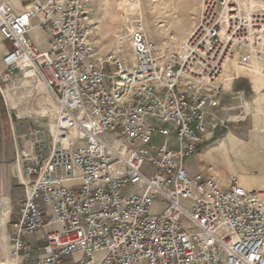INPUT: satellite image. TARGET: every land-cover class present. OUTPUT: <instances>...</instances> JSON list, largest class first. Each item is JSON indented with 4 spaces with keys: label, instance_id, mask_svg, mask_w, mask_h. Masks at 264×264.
<instances>
[{
    "label": "built area",
    "instance_id": "1",
    "mask_svg": "<svg viewBox=\"0 0 264 264\" xmlns=\"http://www.w3.org/2000/svg\"><path fill=\"white\" fill-rule=\"evenodd\" d=\"M91 2L0 0V40L11 44L0 94L23 191L0 264H264V191L187 164L226 126L208 113L228 110L226 61L236 53L264 74V4L199 0L174 50L124 13L100 57L83 28Z\"/></svg>",
    "mask_w": 264,
    "mask_h": 264
},
{
    "label": "rangeland",
    "instance_id": "2",
    "mask_svg": "<svg viewBox=\"0 0 264 264\" xmlns=\"http://www.w3.org/2000/svg\"><path fill=\"white\" fill-rule=\"evenodd\" d=\"M133 1L135 0H92L87 9L83 28L87 39L96 47L100 57L115 48L117 37L125 30L122 17L124 13L129 14L130 19L142 17L147 26L149 37L165 50L176 49L191 34L199 18V0H157L155 4L151 3L152 0H141L142 10L133 7L131 3ZM241 2L244 6L256 5L258 7L264 4V0H241ZM41 40L45 43L44 37ZM0 42L2 41L0 40ZM5 45L7 48L10 46L8 42H5ZM122 56L129 66L133 64L129 44L124 48ZM232 59H237L236 53L232 56ZM0 67L1 73L3 70L1 62ZM256 72L262 73L260 70ZM261 75L264 76L263 73ZM242 83L241 81L240 84ZM245 90L247 94L254 96L249 86H246ZM253 101V98L251 100L247 99V102L251 104L249 110L242 108L237 109L235 113L230 112L233 118L225 122L226 126L217 127L213 139L202 145V148H204L209 144L226 141L230 132L237 133L240 137H244L245 134L248 135L245 144L239 145L238 140L233 148L231 146L227 148L229 157L225 158L219 151L214 152L215 159H211V165L215 166L223 179H227L230 175L239 177L236 171L229 169L232 164L240 168V174L245 176L251 177V171L258 174L256 177H251L253 179L263 176L259 167L252 165L250 159L252 157L264 159V91L262 94L255 92V102ZM208 112L213 113L215 111L208 110ZM34 120L35 118L31 119V121ZM253 134L254 141L253 136H251ZM13 158L14 143L9 116L0 94V185L1 196H5L6 219H8L9 208L7 196L10 197V204L15 212L19 210L17 200L23 196L22 188L18 187L17 180L14 177ZM225 159H228L226 164L224 163ZM11 188L14 189L10 192ZM160 208L161 206H157L155 210H160ZM4 232L6 233V230Z\"/></svg>",
    "mask_w": 264,
    "mask_h": 264
},
{
    "label": "crops",
    "instance_id": "3",
    "mask_svg": "<svg viewBox=\"0 0 264 264\" xmlns=\"http://www.w3.org/2000/svg\"><path fill=\"white\" fill-rule=\"evenodd\" d=\"M34 37L39 40V43L43 48L46 47V44L43 43L41 40L43 39V35L41 32H35ZM5 42L3 41L0 42L1 44L0 62H1L2 57L7 52V50L11 48V44L8 42L10 46L7 48L5 45ZM256 71L257 70L255 69H248V68L239 66L237 63V59H230L227 62L225 71H224V78L222 81L223 86H224V94L222 96L221 102H222V105L228 108V110L222 111L220 109H215L214 110L215 112L213 113L217 116V119L226 122L233 118V116L230 115V112L235 113L237 112V109H242V108L246 110L250 109L251 104L250 102H247V99L251 100L253 98L254 100L253 102H255V92L262 94V92L264 91V81H256L253 77V74H259ZM241 81L243 82L242 84H240ZM246 86H249L251 90L253 91L254 93L253 97H252V94L246 93V90H245ZM208 123H209L210 130L211 129L213 130V123H214L213 118H209ZM219 127H223V126H219ZM214 133H215V130H214ZM251 136H253L252 139L254 141L255 139L254 134ZM247 138H248V135L246 134L244 135V137H240L237 133L235 134L234 132H230V134L227 136L226 141H220L215 144H209L206 147L202 148V145L204 144L203 143L200 146L199 151L192 158L188 160L189 163L187 164L190 169V172L192 174L199 173L205 168L206 165L211 164V159L212 160L215 159L214 152L216 151L221 152L225 158L229 157L227 148L229 146L233 148V145L235 146L236 141L238 140H239V145H243L245 144V140ZM227 160L228 159H225V162H224L225 164L227 163ZM250 161H252V165H256L257 167H259L261 174H263L261 178L253 179L251 178L253 177V175L249 177V176L240 174V168L236 167L234 164H232L233 168L232 167L230 168L228 167V168L238 173L239 178L241 179L245 187H247L248 189L264 191V159L262 160V158H259V157H252ZM251 173L255 174L256 172L251 171ZM257 175L258 174L256 173L254 176L256 177Z\"/></svg>",
    "mask_w": 264,
    "mask_h": 264
},
{
    "label": "bare ground",
    "instance_id": "4",
    "mask_svg": "<svg viewBox=\"0 0 264 264\" xmlns=\"http://www.w3.org/2000/svg\"><path fill=\"white\" fill-rule=\"evenodd\" d=\"M131 3L133 5V7H138V9L142 10L141 0H135ZM151 3L152 4L157 3V0H152ZM246 6L248 8H252V7H255L256 5L255 6L250 5V7H249V5H246ZM229 60L230 59H228L224 65V71H225L226 64ZM253 77L256 81H264V76H262V75L253 74ZM223 78H224V75L221 77V81H223ZM252 175L254 176L255 174H252ZM4 197L5 196H1V217H0V257H1V262L8 261V246H9V244H8V233H7V227L6 226H7V222L9 220V215H10V211H11V204H10L11 199L9 196H7V200L9 202V208H8V219H6V214H5V209H4ZM5 220H6V222H5ZM4 230H6V233L4 232Z\"/></svg>",
    "mask_w": 264,
    "mask_h": 264
},
{
    "label": "water",
    "instance_id": "5",
    "mask_svg": "<svg viewBox=\"0 0 264 264\" xmlns=\"http://www.w3.org/2000/svg\"><path fill=\"white\" fill-rule=\"evenodd\" d=\"M0 217H1V185H0Z\"/></svg>",
    "mask_w": 264,
    "mask_h": 264
}]
</instances>
